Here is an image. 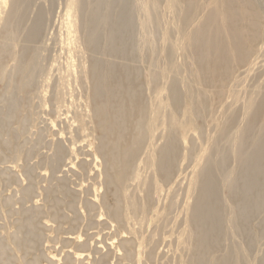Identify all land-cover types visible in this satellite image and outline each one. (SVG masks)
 I'll use <instances>...</instances> for the list:
<instances>
[{
	"label": "rangeland",
	"instance_id": "rangeland-1",
	"mask_svg": "<svg viewBox=\"0 0 264 264\" xmlns=\"http://www.w3.org/2000/svg\"><path fill=\"white\" fill-rule=\"evenodd\" d=\"M230 4L244 53L223 72L198 64L187 36L211 16L202 39L229 43L228 0L112 1L129 25L121 45L96 0H4L0 264H264V0ZM252 153L263 175L248 196L263 203L241 213ZM204 180L205 238L193 225Z\"/></svg>",
	"mask_w": 264,
	"mask_h": 264
},
{
	"label": "bare ground",
	"instance_id": "bare-ground-1",
	"mask_svg": "<svg viewBox=\"0 0 264 264\" xmlns=\"http://www.w3.org/2000/svg\"><path fill=\"white\" fill-rule=\"evenodd\" d=\"M96 1H97V5H99V3L101 5H103V8L101 11H104V13H105V16L100 21L101 22L100 27H103V29L105 30L104 32H106L105 40L112 43V44L114 42H117L121 45V43L125 41L124 39L129 37V25H126L125 24L126 22L123 19L124 18L123 16L125 15V13H121L118 16H111L110 15L111 10L107 6L110 2L116 1V0H96ZM228 1H229V5L226 7V9L224 11H222V14H223L222 17H224V20L228 24L227 25V29H228L227 37L229 38V41H230L229 43H225L222 39L221 34H219V33L218 34L215 33V35L212 36V37H214L213 39H211V38L202 39V36H205V34H210V32H212V30L210 29V25L213 22V19L211 16H209L207 19H205L204 23L202 25H200L195 30V32L193 34L187 36L188 39L190 40V45L188 46V50L190 51L191 56H193V59L195 61H197L198 64H202V66H205L208 69H211L213 71L221 68V71L226 72L227 67L224 65H223V67H221V66H219V63L221 61H223V62L226 61L228 59V56L230 55V53H238V52H241V50H243L242 54L244 53V47H242V45H240L241 38H242L241 27L239 24L231 22L232 15H236L237 13H236V11L234 13L233 10L231 12V7H232V4H230L231 0H228ZM3 2H4V0H0V5ZM15 3L16 2H14L13 5L16 6ZM13 5H12V7H13ZM238 14L241 16L242 14H244V11L243 10L239 11ZM95 19H96V12L87 14L86 18L84 19L83 25L87 31V34H89V35L94 34V32L99 29L97 26L98 21ZM214 19H215V17H214ZM253 36H254V34H253ZM253 36L250 38V40L254 38ZM250 43H251V41H250ZM56 59H57V57H56ZM216 61L218 63H216ZM53 62H56L55 58H54ZM53 65L54 64H52L50 62V67L55 69V71L57 70V72L60 71V69H63V68H61L62 66L60 67V64L54 65L55 68L53 67ZM64 66H65V64H64ZM66 67H68V65ZM61 74L62 73L59 74V72H58V75L62 77ZM61 77H59V78H61ZM108 81H111V78H108ZM259 159H260V157L257 156V154L252 153L251 155H249L247 158H244V160H243V162L245 164L244 165L245 170L238 173V176L240 179L243 180L242 181L243 185L241 188L242 189L245 188L246 194H244L242 190H240V189L238 190V193H237L238 212L242 213L245 210H249V212L255 213V212H257V209H258L257 207L263 203V199L261 198V196H259L258 193L255 194L253 197L248 196V193L250 191H252V188L254 186H256L254 183L255 179L253 180V178L256 177V174H257V176H258V174H262L258 171L259 168L254 169L255 164H256L255 162H259L258 161ZM256 167H258V166H256ZM209 182H211V181L210 180H204L201 183V189L199 191L200 195H199V199H198L197 205L195 207V213L193 216L194 217L193 218V225L195 227H199L200 231L202 232L201 234H204L203 238H205L207 235H209L214 230V227L216 226V219L213 217L212 206H210V205L207 206L206 205L207 203H204L205 198L207 200V198L211 197L213 195V192H214L213 189L211 188V185L209 186Z\"/></svg>",
	"mask_w": 264,
	"mask_h": 264
}]
</instances>
